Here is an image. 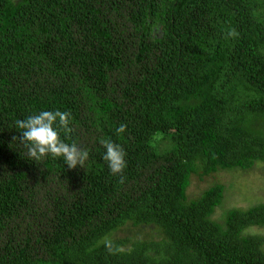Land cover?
Listing matches in <instances>:
<instances>
[{
	"label": "trees",
	"instance_id": "obj_1",
	"mask_svg": "<svg viewBox=\"0 0 264 264\" xmlns=\"http://www.w3.org/2000/svg\"><path fill=\"white\" fill-rule=\"evenodd\" d=\"M262 6L0 0V264H264L248 232L264 203L216 219L232 185L210 179L264 166ZM55 109L71 113L65 142L89 150L83 168L13 139L17 119ZM101 138L125 149L122 174ZM193 177L208 186L190 195ZM131 225L151 238L111 239Z\"/></svg>",
	"mask_w": 264,
	"mask_h": 264
},
{
	"label": "clouds",
	"instance_id": "obj_2",
	"mask_svg": "<svg viewBox=\"0 0 264 264\" xmlns=\"http://www.w3.org/2000/svg\"><path fill=\"white\" fill-rule=\"evenodd\" d=\"M227 35L236 37L238 33L234 29H229ZM71 119L69 111L40 110L15 121L20 135L13 139L23 144L27 150V157L32 161H40L46 156L62 157L63 163L69 169L83 168L89 159V150L80 147L75 141L67 143L61 137V132L66 135L71 131ZM125 131L126 125L123 123L116 128L118 134H123ZM98 142L103 146L102 158L107 163L110 172L116 175L122 174L127 164L125 149L110 138H101ZM121 180H123L122 176Z\"/></svg>",
	"mask_w": 264,
	"mask_h": 264
},
{
	"label": "rangeland",
	"instance_id": "obj_3",
	"mask_svg": "<svg viewBox=\"0 0 264 264\" xmlns=\"http://www.w3.org/2000/svg\"><path fill=\"white\" fill-rule=\"evenodd\" d=\"M257 17L264 20V6L261 7L259 12L257 11ZM162 143H164V141H162ZM243 173L236 172V174H234V171L222 170L210 176L212 181L224 183L226 187L232 185V188L225 191L224 198L220 206L217 207L218 210L214 214L216 219L220 218L222 210H228L231 207L245 210L264 203V166L253 169L251 173ZM206 186H208L207 182H199L197 177H193L188 192L190 195L197 194L200 189L205 188ZM197 187L199 189H197ZM148 232L147 229L139 230L138 227H133L131 225L123 227L120 231L113 234L111 239L117 240L123 238L126 236L125 234L129 236V241H135L136 239H150L151 236ZM248 232L257 233L264 239V226L252 227Z\"/></svg>",
	"mask_w": 264,
	"mask_h": 264
}]
</instances>
